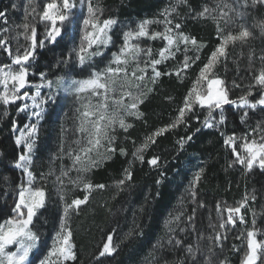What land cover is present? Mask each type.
Returning a JSON list of instances; mask_svg holds the SVG:
<instances>
[{
  "label": "snow or ice",
  "instance_id": "snow-or-ice-1",
  "mask_svg": "<svg viewBox=\"0 0 264 264\" xmlns=\"http://www.w3.org/2000/svg\"><path fill=\"white\" fill-rule=\"evenodd\" d=\"M84 0H81L83 3ZM188 0H177V5L170 8H165L161 15L164 16L163 23L165 27L163 31L150 32L148 26L153 23H161L159 20H143L137 26L135 31H126L123 33V44L116 53H111L110 58L102 69H96L89 66V75L85 79H70L65 80L63 76L56 79L55 82L51 79H45V73L40 74L42 84L36 85L37 91L34 96L29 97L27 93H22L30 85L28 75L30 72L29 61L34 60L37 47L43 48L44 41H37V30L34 25L23 23L18 27L23 29L25 39L30 40V46L27 47L22 54L19 52L12 56L10 47L6 38L0 33V47H3L12 56V64L0 65V85L3 90L0 92V102L4 105L15 103L17 100H32V107L40 109L33 112L37 118L36 123L27 127L26 131H21L17 136L15 143L17 146L24 145L27 152H33L36 144V137L38 135V124L43 119L44 109L41 105L46 104L48 100L55 102V96L60 88L66 93L74 94L77 98H81L82 94L87 95V102L81 108L77 109L79 113V124L77 131L81 134L80 138L75 141L77 148L69 152V157L72 160V166L68 170H62L60 175L56 176V181L59 185L60 199L65 201L63 206V214L59 221L58 230L56 231L54 241L50 250L39 261V264H67V262H75L77 260L76 245L73 242V233L69 226L70 211L78 210L81 205L88 202L89 195L93 190L105 189V184H93L86 179L87 174L93 170L101 167L104 163L112 160L114 156L119 153L121 156H127V150L123 147L119 149L116 147V131L117 128L127 132L133 125L127 122L129 117L140 119L144 113L140 110V106L145 103L147 96L154 91V88H148L145 81H150L153 85L158 82L161 76L176 75L181 77V73H186L187 69L191 67L189 60H199L200 56L197 54L194 58L186 55L189 51L188 46L191 45L196 49V52L206 45L198 43V41L188 34L180 31L182 24L174 23L170 17L177 11V6L187 5ZM28 3L34 4V0H28ZM256 6L264 7V0H235L234 3L228 0H216L215 6H203L202 10L197 13L199 18L211 19L215 25L218 34L219 44L210 53L207 62L200 68L199 73L193 86L188 91L184 98L183 105L178 109V116L168 126L157 129L155 132L145 137L144 141L136 146L132 153V161L128 162V166L123 170V178L116 182V187L119 191H123V186L126 182L132 180V167L135 161L144 163V153L155 143V138L167 131L170 128H175L181 123H186V112L193 111L194 107L207 109V118L203 122V127L213 128L215 124H223L226 120L224 114L225 105H234L237 108L245 109L241 116V122H244L248 116V110L255 111L258 107L264 111V67L258 70V74L253 77V82L248 85V91L245 95L239 98V101L231 100L228 96V91L224 86V81L218 76H215V65L221 62V59H227L228 47H235L237 43L244 45L249 40L255 39L256 36L253 31L243 23L244 17L248 14L249 7ZM76 8V0H50L41 13H39L42 21L47 22L45 38L51 42L56 43L57 37L61 35L66 22H70L73 17V9ZM35 12V8L32 9ZM88 16L83 20L84 36L81 46L76 51V60L79 67L83 68L86 62H90L93 57L102 56L104 53L100 50V46L107 48L112 41V36L109 35L112 26L117 23L114 18H107L101 20L102 9L94 7L92 0H87ZM27 19V17H25ZM0 20L7 23V15L4 11H0ZM223 21L224 27H221ZM234 25L231 29L228 26ZM253 27L259 30V35L264 36V19L257 20ZM91 29V30H89ZM9 31L8 28L3 30ZM140 38H148L156 40L158 38L166 41V44L158 50L157 58H153L152 48H143L139 43H133ZM84 41L87 42L86 46ZM98 46L96 50H92L93 46ZM185 52L184 60L180 67L175 72L167 71L161 72L157 66L165 62L167 59H174L177 52L181 50ZM87 54V55H85ZM252 55L249 60L251 63ZM146 59H141V57ZM72 59L69 55L64 63ZM264 61V55L259 57ZM13 65L18 68H13ZM151 69V75H149ZM235 87H239L234 83ZM46 87L48 89L56 88L57 91H50L48 97H41L39 89ZM260 89V95L255 101H251L248 97L255 95L254 89ZM40 98L37 103V98ZM171 99V97L169 98ZM93 100L95 102H93ZM29 106L25 104L19 108L23 112ZM219 110V118L213 116L215 110ZM200 131V129H196ZM259 133V140L255 138V134ZM252 138L249 140L248 135L240 137L239 150L237 148V137L235 135L227 136L224 140L226 147H230L235 156L233 164L241 165L247 172H252L254 166L258 167L261 172H264V128L257 124L251 130ZM223 135V133H221ZM188 136L186 140H191ZM184 139L180 141L183 147ZM135 144V142L133 141ZM243 153V154H242ZM159 158L152 157L148 160L149 165L157 166ZM31 155H20L18 162L15 164L16 168L22 169L27 176V186L22 184L18 193V200L15 203L12 212L14 215L2 223H0V264H31L29 260L30 255L34 249H37L41 237L33 229L34 217L37 213L45 208L47 201V191L43 187H33L35 176L30 170L32 165ZM231 166V165H230ZM70 171L77 173L76 177L69 175ZM204 169L201 168L195 173L191 181L190 195L195 202L196 191L195 186L202 178ZM53 171H49L47 175H53ZM65 178L69 184L74 188L82 186L83 191L88 193L83 197L74 198L71 202L66 201L64 192ZM159 182V181H158ZM255 200L253 194L249 197L245 194L244 200L240 202L237 207L226 206L221 210L220 205H217L218 213L227 212L226 220L222 219L220 228H225L226 224L235 226L237 218L241 224L245 223L244 215L241 209L245 208L248 200ZM202 206V205H201ZM189 222L194 219L190 216ZM179 220V216L175 217ZM173 221H169L171 224ZM255 219L252 221L251 230L246 231V252L244 254L242 264H264V239H257L260 234L255 228ZM194 228V225H193ZM132 233H128L131 236ZM226 235L223 239H226ZM240 238V237H237ZM211 239V237H210ZM216 241L222 239L220 234L214 238ZM174 241L175 246H181L183 242L180 239L168 240V244L172 245ZM221 248L223 245H219ZM235 248V246H233ZM238 250V249H236ZM117 246L113 244V236L109 234L106 242L102 246L97 259L105 256H112L116 253ZM186 258L192 264H199L197 256L200 252L199 246L193 247L191 244L184 248ZM175 264H185L184 260H177ZM205 264H212L211 255L205 260ZM221 264H225L224 261Z\"/></svg>",
  "mask_w": 264,
  "mask_h": 264
},
{
  "label": "trees",
  "instance_id": "trees-1",
  "mask_svg": "<svg viewBox=\"0 0 264 264\" xmlns=\"http://www.w3.org/2000/svg\"><path fill=\"white\" fill-rule=\"evenodd\" d=\"M114 9L128 14L130 11L138 14L144 11L155 9L160 0H109ZM50 0L44 3L47 4ZM197 5L196 0L192 2ZM9 0H0V11L7 15L8 22ZM254 14L245 17L248 26L256 38L248 41L247 44L240 45L235 62L231 67V74L226 81V89L229 99L236 100L248 91L251 83L252 72L257 71L262 64H259L258 55H264V36H260L258 29L253 24L261 16L260 6ZM112 12V9H110ZM29 18V17H28ZM1 26L6 25L0 20ZM36 39L39 41L45 38L42 28L36 25ZM193 36L203 39L208 43L212 42L215 31L212 26L203 30L194 27L191 30ZM63 36V35H62ZM51 44V42H50ZM255 47L259 54L249 60L248 48ZM66 45L63 40H58L55 45L48 47L46 51L38 53L34 63V74L44 73L45 67L53 63V58L64 51ZM210 47H208V50ZM8 54V53H7ZM264 63V61H262ZM30 76V75H29ZM28 76V77H29ZM238 84L239 87H235ZM163 88L162 93L156 92L143 106L145 118L141 120L130 133V142H136L147 135L149 136L158 128L167 125V119L173 107L183 99L187 91L189 81L178 83L176 80L163 78L160 82ZM255 91L259 89H254ZM257 95L248 97L255 101ZM171 97V99H169ZM17 102V101H16ZM66 100L60 99L59 104L53 109V113L45 121V126L49 128L43 131L40 139L39 149L36 154V167L41 163V168L48 173L47 165L54 153V138H59V128L56 124L61 120L62 108ZM176 102V105H175ZM19 103L4 105L0 102V223L12 217V209L18 200L19 188L23 184V172L15 167L19 156L24 154V148L15 143L16 126L23 127L27 123V118L17 112ZM174 107V112H175ZM245 109L233 110L230 106L224 108L226 120L223 124H216V131L205 130L203 122L207 118V109L194 107V114L185 117L186 123L179 124L175 128H170L155 138V143L144 153V163L135 161L132 167V180L126 182L123 191L117 189L116 182L122 179L123 170L128 166V159L117 154L114 158L103 166L99 167L92 174V183L105 184V189H96L89 195L88 203L81 205L78 214L72 211L70 228L73 233V242L76 245L75 251L77 260L67 262V264H148L153 249V243L162 232V219L166 212L172 207L180 191L192 179L194 171L204 169L201 180L196 185L197 203L201 202L205 207L199 210L196 224L204 227L207 225L208 213L213 214L216 202H222L225 207H237L238 203H233L241 195L245 194L258 196L256 207L260 200H264V173L254 170L245 175L240 168H231L235 156L231 149L224 147L223 137L235 135L238 140L237 148L241 143L240 137L248 133L250 129L257 126L259 119L264 115L258 110H248L249 116L241 122V116ZM197 114V115H196ZM213 116L219 118L218 109L213 112ZM195 117V118H193ZM264 127V122L262 123ZM200 131H196V129ZM223 133V135H221ZM56 136V137H55ZM191 136V140H186ZM258 137V136H257ZM252 138V137H251ZM256 138V137H255ZM184 139V149H181L180 141ZM61 142V141H59ZM131 147L127 145L126 150ZM158 157V165L151 166L148 163L152 157ZM238 164V163H237ZM235 164V166L237 165ZM159 181V182H158ZM162 181V184L159 183ZM48 191V189H47ZM51 192V193H50ZM49 203L38 216L36 223L41 217L47 219L45 224V238L42 239L41 251L49 245V240L57 228V223L63 212V201L56 191H48ZM85 191H76L69 197L71 202L74 198L83 199L87 195ZM51 196L53 200H51ZM69 202V203H70ZM232 203V204H230ZM224 207V208H225ZM253 208L255 209L254 205ZM235 229L231 230V234ZM39 232V230H38ZM132 233L128 236V233ZM109 234L113 236V244L117 246V251L112 256L100 257L99 252ZM120 242V243H119ZM239 243V242H238ZM240 243L238 244V246ZM238 248V247H237ZM236 251V252H235ZM159 252V251H157ZM246 247L237 251L231 249L228 252L229 259L234 264H242ZM183 254V255H182ZM170 262L175 264L177 260L186 262L185 253Z\"/></svg>",
  "mask_w": 264,
  "mask_h": 264
},
{
  "label": "rangeland",
  "instance_id": "rangeland-1",
  "mask_svg": "<svg viewBox=\"0 0 264 264\" xmlns=\"http://www.w3.org/2000/svg\"><path fill=\"white\" fill-rule=\"evenodd\" d=\"M48 0H34V4H29L28 0H9V7H8V22L6 25H3L0 27V33L3 34V38L7 39L8 46L11 49L12 56L16 55L18 52L22 54L24 50L30 46L31 41L25 39V36L23 35V29L18 27L19 25H22L23 23H29L30 25H39L42 28V34H46V24L47 22L42 21L40 18L39 13H41L44 9V3ZM194 0H188L187 5H179L177 6V11L172 14L170 19L173 20L174 23L179 22L182 24V28L180 31L188 34L191 37H194L198 43H202L206 45L203 47L199 53L196 52V49L189 45V51L186 53V55L190 58H194L197 54L200 56L199 60H195L193 62L192 59L189 60V63L191 67L187 69L186 73H181L182 80L180 78H177L175 74L172 76H161L158 79V82L153 85L150 81L146 80L145 84L147 85L148 88H154V91L151 92L146 100L145 103L149 100V98L155 94L156 92H159V88H163V85L160 84V82L163 80V78L171 79L172 81L176 80L178 83L189 81L190 85H188L187 91L183 96V99L181 103L179 102L177 106L171 105L173 107V110L171 111L169 118L167 119V125H170L178 116V109L183 105V101L185 96L187 95L188 91L191 89L193 86V82L198 76L200 68L207 62V59L210 55V53L215 49V47L219 44V39H218V34L216 30V25L211 19H203L199 18L197 16V13L200 12L203 8V6L208 5L210 7H214L216 0H196L197 5H194L192 2ZM228 2L234 3L235 0H228ZM92 4L94 7H99L102 9V15L100 17L101 20L107 19V18H114L117 20V23L112 26L111 32L109 35L112 36V41L111 43L107 46V48H103L100 46V50L103 51L102 56L98 57H93L90 62H86L85 66L83 68L79 67L78 62L76 60V51L78 50L79 47L81 46V42L83 41V36H84V26H83V20L87 18L88 13H87V0H84L83 3H81V0H76V8L73 9V17L70 22H66L64 25V28L62 30V35L59 40H63L66 48L64 51H62L59 55H57L55 58H53V63L50 64L49 66L45 67L44 73L45 79H51L53 82L56 81V79L60 76H63L65 80H70V79H85L89 75V66L94 67L96 69H102L106 63L108 62L110 58L111 53H116L119 51V48L123 44V33L126 31H135L137 29V26L139 25L140 22L143 20H159L161 23H153L148 26V29L150 32H155V31H163L165 24L163 23L164 16L161 15V13L164 11L165 8H170L174 5H177V0H160L158 4H156L155 9L151 11H144L141 14H138L137 12L130 11L128 14H124L122 11L114 9V6L110 4L109 0H92ZM35 8V12H32V9ZM112 9V12L111 10ZM258 10L257 7L252 8L249 7L247 11V16H250L251 14L253 15L254 12ZM261 9V16H259V19H264V7H260ZM27 17V19H25ZM29 17V18H28ZM245 17L243 19V23L246 24L245 22ZM1 26V23H0ZM194 27H200L203 30H206L207 27L212 26L215 31V36L212 39V42L208 43L203 40L199 39L191 33V30ZM221 27H224L223 21H221ZM231 29H234V25H229L228 26ZM5 28H8L9 31L4 32L3 30ZM91 30V29H89ZM259 32V30H258ZM39 42V40L37 39ZM45 46L43 48L37 47L36 51L38 53H41L43 51H46L48 47H51L50 42L44 38L43 40ZM133 43H139L141 47L143 48H152V55L153 58H157V53L160 48H162L165 44L166 41H163L162 39L158 38L156 40H150L148 38H140L138 41H133ZM84 44L86 46L87 42L84 41ZM98 46H93V51L96 50ZM208 47L210 49L208 50ZM240 45L237 43L235 47L229 46L228 47V56L227 59H221V62L217 63L214 68V75L218 76L220 79L224 81V86L226 87V81L223 79V76L227 79L229 75L231 74V67L233 62H235V58L237 55V52L239 49ZM248 54L252 55V59H254L260 52L257 50L255 47L248 48ZM8 52L5 51L3 47H0V65L3 64H12V56H9L7 54ZM38 53H36L34 60L29 61L30 65V72H29V77L28 80L30 82V85L26 87L25 89H22V93H27L29 97L34 96L37 88L35 87L36 85H40L43 83L40 79V74H34V63L35 59L38 57ZM71 55L72 59L68 61L67 63H64L66 58ZM87 55V54H85ZM185 52L183 51V45L181 46V50L176 53L175 58L172 59H167L165 62L162 64L158 65L157 68L161 72H175L176 69H178L184 60ZM261 56V53L258 55V57ZM141 59H146V57H141ZM259 64H262L259 68H257L254 73L252 72L251 74V79L249 80L250 83L253 82V77L258 74V70L264 67V63L258 58ZM13 68H18V66L13 65ZM149 75H151V69H149ZM258 89V88H257ZM3 87L0 85V92H2ZM41 97H48L50 91H57L56 88L53 89H48L46 87H41L39 89ZM256 98L260 95V89L255 91ZM162 93V90L160 91ZM87 95L88 94H82L81 98H77L76 95L66 93L63 88H60L57 95L55 96V102L52 100H48L46 104L41 105V107L45 110L43 113V119L39 121L38 124V135L36 137V144L34 145L33 152L29 154L27 152V149L24 147V145H20V147L24 148V154L23 155H31L32 156V165L30 167V170L33 172L35 176V182L33 184V187H43L48 189V191H56L59 193V185L56 181V176L60 175L62 170H68L72 166V160L69 157V152L73 151L74 149L77 148V145L75 141L80 138V133L77 131L78 124H79V113L77 112V109L81 108V106L87 102ZM60 99H65V105L61 109V117L60 121L56 124L59 128V136H57L56 139L54 138V153L51 156V160L49 159L50 162H48V171L50 169L53 170V175H47L46 170H43L41 168V163L36 167V154L39 149V144H40V139L43 134V131L49 128V122L48 125L45 126V121L46 119L52 115L53 109L59 104ZM40 98H37V103H39ZM236 101L238 102L239 99L237 98ZM93 102H95L93 100ZM19 103V108L23 107L25 104H27L29 107L26 108L25 111L21 112L19 111V108L17 112L19 114H22L27 118V123L23 127H18L16 126L14 129L16 138L19 136L21 131H26L27 127L31 124L36 123L37 118L33 115V112L39 111L40 109L38 108H33L32 105V100L29 98L27 100H17ZM142 104L140 106V110L143 112V106L145 105ZM176 105V102H175ZM230 106L233 110L236 109H242V108H237L234 105H225V107ZM174 107L175 112H174ZM199 109V106H197ZM206 109V108H205ZM261 114L264 115V111H262L259 107L256 109L258 110ZM219 111V110H218ZM144 113V112H143ZM188 114H194V109L191 112H186L185 117ZM197 115V114H196ZM145 118V113L144 116L140 119H136L133 117H129L127 119V122L131 123L133 127L129 128L127 132L123 131L122 129L117 128V131L115 133L117 139H116V147L119 149L120 147L127 148V145L131 147L130 151H127L128 155L124 156L128 159L129 161H132V153L135 151L136 146L140 145L145 137L140 139V141H137L135 139H132L130 142V133L133 130L134 126H136L141 120ZM195 118V117H193ZM264 122V119L261 118L258 121V124L262 128V123ZM183 124V123H181ZM179 126V125H178ZM160 129V128H158ZM173 129V128H172ZM157 130V129H156ZM155 130V131H156ZM205 130H210V131H216V124L214 125L213 128H205ZM250 129L247 134L249 140L251 139L252 135ZM258 136V137H257ZM255 137L257 140H259V133L255 134ZM16 140V139H15ZM225 138L223 137V143H224ZM238 140V138H237ZM236 140V141H237ZM61 141V142H59ZM135 142V144L133 143ZM224 147L225 144H224ZM228 149H231L230 147H227ZM184 149V146L181 148ZM239 150V149H238ZM243 154V153H242ZM235 158V157H234ZM240 168L242 172L245 175H249L251 172H247L241 165L237 164L235 166L231 164V168ZM19 169V168H17ZM98 169V168H97ZM95 169V170H97ZM23 172L22 169H19ZM93 170L91 173L87 174L86 179L89 180L92 183V174L95 172ZM256 170L259 173L261 172L260 169L256 166H254L253 171ZM199 171V170H198ZM197 170L193 172L192 174V179L195 175ZM252 171V172H253ZM264 173V172H263ZM69 175L71 177H76L77 173L75 171H70ZM23 184L27 186V176L23 172ZM123 178V176H122ZM191 181L190 183L184 188L181 189L180 194L178 195L177 199L173 203L172 207L166 212L162 219V232H160L159 236L156 238L155 242L153 243V249L155 252H152L150 258L153 256V258L150 260L148 264H170V262H173L178 256H179V251L180 253H185L184 248L185 246L191 244L193 247L199 246L200 252L197 256V260L199 261V264H205V260L209 255H211V260L212 264H221L222 261L225 262V264H234L228 257V252L233 249H238L237 251L243 249L246 247V231L251 230L252 228V221L255 219V228L258 230L260 233L257 236V239H264V200H260L258 206L256 207V201L258 196H255L256 199L253 201L251 199L248 200L247 205L245 208L241 209V213L244 215L245 223L241 224L239 222V219L237 218L235 226L231 224H226L225 228H220V223L222 222V219L226 220L227 218V212H222L218 213L217 211V205H220L221 210L224 209L225 205L220 201L215 203V208L213 210V214H211L212 209H210L211 212L208 213V218H207V225L204 227H201V225H197L196 221L197 220V215L199 210H203L205 205L201 204V202L197 203L198 201V195L196 194L195 197V202H193V197L190 195V188H191ZM126 184V183H125ZM162 184V181L159 183V185ZM116 186V185H115ZM65 187L66 190L64 192V195L66 197V201H69V197L71 195H74L76 191H80L82 189V186L80 188H74L71 184L68 183L67 178H65ZM124 187V186H123ZM20 190V188H19ZM47 191V201L45 207L49 203V193ZM83 191V190H82ZM195 191H196V186H195ZM51 193V192H50ZM251 197L250 195H248ZM245 196H240L237 198L233 203H238L239 199L244 200ZM51 200H53L51 196ZM90 200H88L89 202ZM87 202V203H88ZM65 201H63L64 205ZM232 204V203H230ZM240 204V203H239ZM202 205V206H201ZM253 205L255 209L253 208ZM43 209H41L38 213L37 216L34 217L33 221V229L37 232V234L41 237L40 244L37 249H34L32 254L29 257V260L31 261V264H39V261L44 258V256L47 254V252L50 250L52 243L55 238L56 231L58 230V225L59 222L57 223V228H54L52 233V237L49 240V245L45 247L44 252L41 251L42 247V239L45 238L44 230H45V224L47 223V219L41 217V220L36 223V220L38 216L40 217L41 212ZM194 213V219L189 222V217L193 216ZM63 212L60 214L62 217ZM71 215L72 211H70L69 214V226L71 225ZM179 216V220L176 221L175 217ZM61 219V218H60ZM173 221L171 224H169V221ZM60 221V220H59ZM194 225V228H193ZM234 230V233L231 234V230ZM39 230V232H38ZM217 234H220L222 239L220 241H216L214 238ZM226 235V239H223V236ZM180 239L183 244L181 246H175L174 241L172 245L168 244V240L172 239ZM211 237V239H210ZM240 237V238H237ZM240 245L238 246V244ZM120 243V242H119ZM223 245L221 248L219 245ZM235 246V248L233 247ZM238 247V248H237ZM159 251V252H157ZM236 252V251H235ZM183 255V254H182ZM187 259V258H186ZM188 264H192L191 261L188 259L186 260Z\"/></svg>",
  "mask_w": 264,
  "mask_h": 264
},
{
  "label": "water",
  "instance_id": "water-1",
  "mask_svg": "<svg viewBox=\"0 0 264 264\" xmlns=\"http://www.w3.org/2000/svg\"><path fill=\"white\" fill-rule=\"evenodd\" d=\"M63 32H61V35H62ZM61 35L59 37H57V40L56 42L61 38ZM56 43H51V45H55Z\"/></svg>",
  "mask_w": 264,
  "mask_h": 264
}]
</instances>
